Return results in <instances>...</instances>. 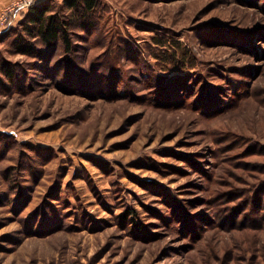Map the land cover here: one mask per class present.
Segmentation results:
<instances>
[{
  "label": "rangeland",
  "instance_id": "374dc122",
  "mask_svg": "<svg viewBox=\"0 0 264 264\" xmlns=\"http://www.w3.org/2000/svg\"><path fill=\"white\" fill-rule=\"evenodd\" d=\"M63 2L0 27V264H264V0Z\"/></svg>",
  "mask_w": 264,
  "mask_h": 264
},
{
  "label": "trees",
  "instance_id": "16d2710c",
  "mask_svg": "<svg viewBox=\"0 0 264 264\" xmlns=\"http://www.w3.org/2000/svg\"><path fill=\"white\" fill-rule=\"evenodd\" d=\"M99 5V0H64L63 10H67L71 16L90 20ZM51 4H36L27 13L22 14L23 19L29 27V35L34 39L40 40L44 46H54L60 41L64 43L67 50L72 47L70 40V29L74 27L72 19L59 18L58 12L54 11ZM80 29L87 31L89 26H85L84 21H80ZM12 25V24H9ZM29 53L28 50H23Z\"/></svg>",
  "mask_w": 264,
  "mask_h": 264
},
{
  "label": "built area",
  "instance_id": "2783aa9c",
  "mask_svg": "<svg viewBox=\"0 0 264 264\" xmlns=\"http://www.w3.org/2000/svg\"><path fill=\"white\" fill-rule=\"evenodd\" d=\"M41 0H34V2L28 6L26 11L19 9V4L23 0H14L10 7H8L0 17V27L7 26L13 18L18 15L27 13L34 5L38 4Z\"/></svg>",
  "mask_w": 264,
  "mask_h": 264
},
{
  "label": "crops",
  "instance_id": "0c3cea01",
  "mask_svg": "<svg viewBox=\"0 0 264 264\" xmlns=\"http://www.w3.org/2000/svg\"><path fill=\"white\" fill-rule=\"evenodd\" d=\"M13 0H0V14L4 11V9L11 4ZM18 18H13L9 24H14L17 22Z\"/></svg>",
  "mask_w": 264,
  "mask_h": 264
},
{
  "label": "clouds",
  "instance_id": "9594fccd",
  "mask_svg": "<svg viewBox=\"0 0 264 264\" xmlns=\"http://www.w3.org/2000/svg\"><path fill=\"white\" fill-rule=\"evenodd\" d=\"M33 2L34 0H23V2L19 4V9L26 11L28 6L31 5Z\"/></svg>",
  "mask_w": 264,
  "mask_h": 264
}]
</instances>
